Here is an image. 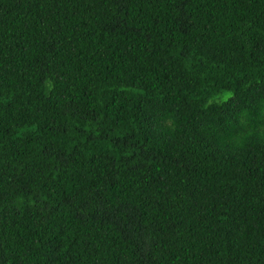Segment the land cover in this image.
I'll return each instance as SVG.
<instances>
[{
  "label": "trees",
  "instance_id": "1",
  "mask_svg": "<svg viewBox=\"0 0 264 264\" xmlns=\"http://www.w3.org/2000/svg\"><path fill=\"white\" fill-rule=\"evenodd\" d=\"M0 264H264V0H0Z\"/></svg>",
  "mask_w": 264,
  "mask_h": 264
},
{
  "label": "rangeland",
  "instance_id": "2",
  "mask_svg": "<svg viewBox=\"0 0 264 264\" xmlns=\"http://www.w3.org/2000/svg\"><path fill=\"white\" fill-rule=\"evenodd\" d=\"M225 97H229V94L227 93V94L225 95Z\"/></svg>",
  "mask_w": 264,
  "mask_h": 264
}]
</instances>
